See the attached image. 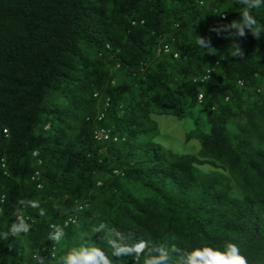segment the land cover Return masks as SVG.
<instances>
[{"label":"trees","instance_id":"trees-1","mask_svg":"<svg viewBox=\"0 0 264 264\" xmlns=\"http://www.w3.org/2000/svg\"><path fill=\"white\" fill-rule=\"evenodd\" d=\"M243 10V0H0V232L30 226L0 240V264H59L85 244L110 264H148L157 249L176 264L228 243L264 264V7L251 10L258 36L231 27ZM234 45L243 56L221 59ZM107 99L102 125L118 144L94 136ZM196 110L197 154L164 149L160 120ZM200 165L225 173L201 176ZM57 228L60 243L49 239Z\"/></svg>","mask_w":264,"mask_h":264},{"label":"clouds","instance_id":"clouds-1","mask_svg":"<svg viewBox=\"0 0 264 264\" xmlns=\"http://www.w3.org/2000/svg\"><path fill=\"white\" fill-rule=\"evenodd\" d=\"M243 3L245 6V10L241 12V20L243 22L242 23L233 22L231 27L236 30V34L239 36H243L245 34L244 32L245 28H247L254 36H258L262 29L256 27L257 22L255 18L251 15V10L264 7V0H243ZM196 43L201 48L213 49L210 46L209 42L204 38L196 37ZM231 48L233 49L231 53L230 54L227 53V55L222 56L221 59L227 60L228 57L243 56V53L241 52L238 46L234 45ZM212 54H215V51H213ZM208 72L210 73L208 74ZM214 73L215 71H213L212 69L207 70L206 74L199 80V82L205 83L210 81ZM207 75L209 77L205 79ZM201 96H202L201 101H199L198 99L199 97L197 96L198 105H201L203 102V95ZM108 108H109V100L107 99L103 104V110L95 116V121L98 123V125L96 126L97 128L94 131V136L98 135L99 131L103 129L108 132L109 139L105 141V140H97L95 138V140L101 144H106L108 142H113L114 144H118L121 143L122 139H120L119 135H117L114 132L113 127L107 124L102 125V122L104 123ZM190 135H192V138L195 139L194 132L191 133ZM190 135L186 136V140L187 138H189L190 141V137H191ZM174 136H175L174 133L171 134V132H166V137H169V139H172ZM29 229L30 226L22 220L19 222H13L12 224L9 225L6 231L0 232V240H7L9 236L15 237L21 233H27ZM101 230L102 227L96 229V231H101ZM63 235H64L63 230L61 228H57L54 232L49 234V239L54 241L55 243H60ZM205 251L213 252L215 256L219 257V260H214L211 257H206L204 255ZM123 254H124V250L113 252V255L115 256H121ZM39 264H44V259L42 257L39 259ZM59 264H110V261L101 249L95 247H89L87 244H85L79 248H75L71 250L70 252L62 256L60 258ZM148 264H169L167 252L164 251L163 249L155 250V254L148 261ZM176 264H248V261L241 254V251L237 245L233 243H228L222 250H217L212 248H208V249L197 248L194 250H189L188 252L181 255L180 259L176 261Z\"/></svg>","mask_w":264,"mask_h":264},{"label":"rangeland","instance_id":"rangeland-1","mask_svg":"<svg viewBox=\"0 0 264 264\" xmlns=\"http://www.w3.org/2000/svg\"><path fill=\"white\" fill-rule=\"evenodd\" d=\"M203 95L201 92L197 95L198 97ZM198 111H194L193 113L188 114V117L183 120H172L162 118L160 120L161 127L165 130V132H171L175 134L172 139L167 137L168 141L160 140L164 149H167L175 154H181L182 152L189 154H197L199 149V145L197 141L192 138L191 133H193L196 129V125L194 124L195 118L198 116ZM204 118V116H203ZM206 132V128H203ZM190 135V141L186 142V136ZM198 174L203 176L206 174H217L220 172L224 174L225 172L218 167H211L208 165H200L197 166Z\"/></svg>","mask_w":264,"mask_h":264},{"label":"built area","instance_id":"built-area-1","mask_svg":"<svg viewBox=\"0 0 264 264\" xmlns=\"http://www.w3.org/2000/svg\"><path fill=\"white\" fill-rule=\"evenodd\" d=\"M210 72H208V74H209ZM209 76L207 75V77L205 78V79H207ZM199 101H201V99H202V96H199ZM95 138L97 139V140H105V141H107L108 139H109V134H108V132L107 131H105V130H100L99 131V133H98V135H96L95 136Z\"/></svg>","mask_w":264,"mask_h":264}]
</instances>
